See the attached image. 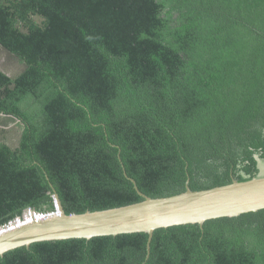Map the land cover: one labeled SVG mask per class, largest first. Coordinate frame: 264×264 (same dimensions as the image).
<instances>
[{
    "label": "trees",
    "instance_id": "trees-1",
    "mask_svg": "<svg viewBox=\"0 0 264 264\" xmlns=\"http://www.w3.org/2000/svg\"><path fill=\"white\" fill-rule=\"evenodd\" d=\"M0 50L22 65L0 67V226L55 195L104 210L264 160V0H0ZM147 240L39 241L0 264H264V208Z\"/></svg>",
    "mask_w": 264,
    "mask_h": 264
},
{
    "label": "water",
    "instance_id": "water-1",
    "mask_svg": "<svg viewBox=\"0 0 264 264\" xmlns=\"http://www.w3.org/2000/svg\"><path fill=\"white\" fill-rule=\"evenodd\" d=\"M257 174L246 180L186 191L159 198L148 197L124 206L65 214L55 195L59 214L28 223L0 235V255L34 242L69 238L90 239L96 236L146 232L147 251L154 230L162 227L198 223L209 219L238 216L264 208V160L256 156ZM134 185L135 181L132 180ZM135 188L136 185H135Z\"/></svg>",
    "mask_w": 264,
    "mask_h": 264
},
{
    "label": "built area",
    "instance_id": "built-area-1",
    "mask_svg": "<svg viewBox=\"0 0 264 264\" xmlns=\"http://www.w3.org/2000/svg\"><path fill=\"white\" fill-rule=\"evenodd\" d=\"M59 209L56 206V202L54 201V210L52 211H35L33 209H27L25 210V212L23 213V215L21 217H16L15 219L9 221L8 223L1 225L0 226V235L3 233H6L8 231H11L17 227H20L22 225L28 224V223H32V222H36V221H40L43 219H46L48 217L54 216V215H58Z\"/></svg>",
    "mask_w": 264,
    "mask_h": 264
},
{
    "label": "rangeland",
    "instance_id": "rangeland-1",
    "mask_svg": "<svg viewBox=\"0 0 264 264\" xmlns=\"http://www.w3.org/2000/svg\"><path fill=\"white\" fill-rule=\"evenodd\" d=\"M21 66L22 65H20V62H17L13 59H8V55L0 50V67L7 71L9 75L15 76L18 72H20Z\"/></svg>",
    "mask_w": 264,
    "mask_h": 264
},
{
    "label": "crops",
    "instance_id": "crops-1",
    "mask_svg": "<svg viewBox=\"0 0 264 264\" xmlns=\"http://www.w3.org/2000/svg\"><path fill=\"white\" fill-rule=\"evenodd\" d=\"M5 71V70H4ZM6 73L8 74V72L6 71ZM9 75V74H8Z\"/></svg>",
    "mask_w": 264,
    "mask_h": 264
}]
</instances>
